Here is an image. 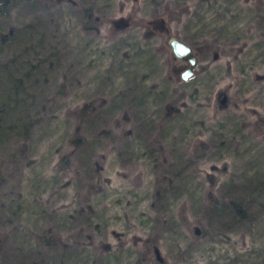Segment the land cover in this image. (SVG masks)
Here are the masks:
<instances>
[{
  "label": "rangeland",
  "instance_id": "rangeland-1",
  "mask_svg": "<svg viewBox=\"0 0 264 264\" xmlns=\"http://www.w3.org/2000/svg\"><path fill=\"white\" fill-rule=\"evenodd\" d=\"M11 1L0 264H264V0Z\"/></svg>",
  "mask_w": 264,
  "mask_h": 264
},
{
  "label": "trees",
  "instance_id": "trees-1",
  "mask_svg": "<svg viewBox=\"0 0 264 264\" xmlns=\"http://www.w3.org/2000/svg\"><path fill=\"white\" fill-rule=\"evenodd\" d=\"M12 7L13 6H12L11 0H0V18L9 15ZM1 42L2 41H0V43ZM3 67H5V65L3 64V62L0 61V68L2 70H4ZM2 77L3 76L0 75V81H1ZM4 77H7V76H4ZM9 83H10V85L8 87H12L13 80L11 78H8V80H6L4 82V84L6 86V90H4L3 95L0 98V137H3V134H5V128H6V125L4 123L5 120L3 117L5 116V114L7 116L14 109V107L11 106L12 105L11 104V99H12L11 94L7 90V84H9ZM13 87L16 88L15 85H13ZM16 102H17V100H16ZM219 102L221 103L222 106L225 105V104H222L221 98L219 99ZM14 105H16V104H14ZM89 105H90V102H87L85 105L80 106L79 107L80 111L85 110L86 106H87V108H89L88 107ZM28 126H29V124H24L25 128H27ZM81 139H82V137H79V138H77V141L81 140ZM200 145H204V143H202V144L200 143ZM207 193H208V199H209V208H210L211 212H213L215 214V213H217V209L221 210L224 213L230 212L229 211L230 208L228 210H225V208H227V206H225L223 203H221L218 200V198L213 194V191L211 189H208ZM230 207L232 209H234V207H235L236 212L233 213V215L236 218H238L239 214H240V216L245 215L246 207H245V204L241 200H239V199L233 200V205ZM235 220H237V219H235ZM200 232H202V234H203V233H206V230H204V228H202L200 230ZM0 242H1V239H0ZM0 246H1V244H0Z\"/></svg>",
  "mask_w": 264,
  "mask_h": 264
},
{
  "label": "water",
  "instance_id": "water-1",
  "mask_svg": "<svg viewBox=\"0 0 264 264\" xmlns=\"http://www.w3.org/2000/svg\"><path fill=\"white\" fill-rule=\"evenodd\" d=\"M167 42L170 45L174 56L188 63L187 67L180 72V77L183 79H187L194 73L193 69L198 61L196 52L193 50L192 46L189 43L185 42L177 36H169ZM224 98V95H222L221 100L223 101Z\"/></svg>",
  "mask_w": 264,
  "mask_h": 264
}]
</instances>
